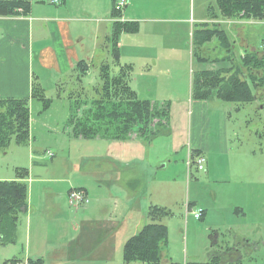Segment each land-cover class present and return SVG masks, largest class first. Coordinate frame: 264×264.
<instances>
[{
	"label": "rangeland",
	"instance_id": "374dc122",
	"mask_svg": "<svg viewBox=\"0 0 264 264\" xmlns=\"http://www.w3.org/2000/svg\"><path fill=\"white\" fill-rule=\"evenodd\" d=\"M94 3H97L99 11L107 8V0H90L88 5ZM130 3L131 6H129ZM126 5L129 9H133L137 19H142L137 20L139 34L132 37L140 47L137 54L139 56L158 55L172 60L170 63L172 69L168 73L165 69L158 72V69L154 70L145 66L144 59L137 62V65L143 64V69L135 70L139 80L138 85L132 87L129 84V86L140 100L166 103L172 99L183 101L185 98L186 100L189 72L215 73L225 82L236 67H241L242 55L257 51L262 54L264 20L246 22L235 14L224 16L223 13H219L215 0H126ZM126 8L120 12L119 19H122ZM202 22L209 23L212 28L220 26L225 31L230 44L232 43L229 53L221 48L222 41L214 36L211 41L200 45L198 50L194 49L193 54L192 31L193 28L196 29L195 24ZM195 53L209 60L195 59L192 57ZM110 62L108 60V64ZM243 78L241 74L238 76L239 81ZM77 79L78 77L72 82V89L66 88L62 90L63 93L52 92L50 89L45 92V98L50 100L45 111L42 109L41 102L33 101L30 110L32 119L40 121L41 118H45L46 124L50 122L56 124L58 132L49 133L41 127V130L32 133L33 136H30L26 145H16L11 142L5 151H0V180H18L19 175L24 172L27 179L28 177L34 179V165H31L29 160L30 148L35 152H32V162L39 163L40 166L53 165V167L61 168L65 166L66 169L72 164L73 176H65V179L68 177L70 183H73V180H85L81 170H86L83 166L89 158V152L95 149L94 152L99 153L100 150L90 147V145H96L95 143H83L73 139L68 141L63 131L72 133L73 124L69 125V120L83 119L85 115H88L87 112L95 110V106L91 103H97L100 98L96 92H92V88L100 86L99 72L95 70L84 78H80L81 83H77ZM152 81H158V84L155 85ZM60 85L63 86V82ZM82 88L84 93L80 94ZM118 90L119 88L114 90L116 95L112 97V102H103V105L109 106L117 102L120 95ZM218 90L219 93L222 91L217 87L212 92L215 93ZM236 93L235 88L228 87L227 94L231 98L237 96ZM263 93L264 91L260 90V94ZM122 95L126 96L127 93ZM261 96L243 106L225 103L215 97L209 98L211 101L219 102L221 111L226 116L225 130L228 142L226 159H219L215 163L212 158L213 163H204V170H198L192 164L189 173H186L182 163L177 162L179 157L170 158L166 160L167 162L157 161L154 164L153 160H147L153 171L149 172L144 177V182L139 184L140 192L146 188L139 198L141 213L128 223L121 222L120 233H116L109 240L112 248H117L121 253L120 240H122L121 243H125V239L136 233V227L148 223L147 208L156 203H164L165 209L170 214L160 220L167 229L166 244L162 253L163 260L169 259L178 264L190 261L203 263L208 261V251L212 246L215 251L224 252L230 247L229 245L238 243L243 260L255 259L254 264H263L260 259L261 254L253 249L255 244L260 243V239L264 241V95ZM66 97H70L68 99L73 101L70 103ZM77 97L79 101L75 100ZM164 97L165 100L162 101ZM84 102H86L85 105ZM124 102L125 100H122L121 103L124 104ZM208 106L211 107V105ZM217 108L216 106V111ZM183 121L184 116L180 112L179 119L169 124V128H179ZM179 138L178 136L177 140ZM139 144L141 145L137 154L142 156L145 153L146 158L149 159L153 154L154 158L162 157L166 147L164 143H158V141L150 149L148 143L140 142ZM96 163L97 166L108 165L100 161ZM208 168L211 170L206 172ZM27 186L28 189L31 186L34 191L32 199L40 196L34 183L28 182ZM89 203L92 206L91 198ZM188 205L191 206L189 210H187ZM65 206L72 211L67 206V202ZM106 207V214L111 216L112 220L117 218L118 212L114 200H110ZM234 207L242 209L243 213L238 211L239 214H237ZM194 213L200 215L199 220L193 217ZM21 222L24 221L21 220ZM107 225L111 226V224ZM20 230L23 237V226ZM244 240L252 245L246 255L244 253L248 247L244 244ZM21 244L23 243L20 240L14 244H0V264H11L16 259H22L24 250ZM111 256H114L112 252ZM117 262L123 264L121 259ZM236 264L248 263L241 261Z\"/></svg>",
	"mask_w": 264,
	"mask_h": 264
},
{
	"label": "crops",
	"instance_id": "0c3cea01",
	"mask_svg": "<svg viewBox=\"0 0 264 264\" xmlns=\"http://www.w3.org/2000/svg\"><path fill=\"white\" fill-rule=\"evenodd\" d=\"M28 1L30 8L26 15L0 17L1 99L29 98L34 82L41 86L44 93L49 89L52 92L62 93V90L66 88L70 90L72 82L78 77L76 66L79 62L86 65V69L81 65L86 73L78 77L77 83H81L80 78H84L91 72L95 70L99 72L101 63H108L110 60L112 65L110 37L112 23L118 21V19L113 20L111 16L112 0H107V8H104V11L97 9V3L88 5L90 0H63L57 6L49 5L45 0ZM129 6L125 7L126 10L119 21L139 24L137 20L142 19H137L135 12L132 8L129 9ZM139 32L140 28L132 34H120L117 44L118 59L112 67L114 76L119 67L130 68L129 77L132 79L129 84L132 87L138 85L139 80L135 70L143 69V64L137 65L141 59L146 61L145 66L154 70L158 69V72L165 69L168 73L172 69L170 64L172 60L169 58L137 54L140 47L132 37L138 35ZM192 75L193 71L189 72L187 99L184 98L183 101L172 99L169 102V124L178 120L179 113L182 112L184 121L181 126L170 129L168 136L157 137L148 143L149 149L156 141L164 143L166 147L162 157L154 158L153 154L149 159L146 158L145 153L139 156L137 154L139 145H141L139 143H146L140 139L108 141L94 138L86 140L74 137L72 133L64 130L63 135H66L68 141L73 139L83 143H95L96 145H90V147L100 150L99 153H95V149L90 150L89 158L83 166L86 170H81L85 180H73V183H70L68 177L65 179V176H73L72 164L67 169L65 166L62 168L53 167V165L40 166L39 163L32 162V152H35L30 148L29 160L31 165H34L33 173L34 170L35 173L34 179L28 177L26 183H34L40 196L32 199L34 191L30 186L27 209L18 218L15 241L11 243L14 244L20 240L23 243L21 246H23L24 256L22 259L12 261L11 264H112L113 262L118 264L119 259L123 262L124 243L120 240V245L122 244L120 253V250L111 247L109 240L116 233H120L121 222L128 223L138 213H141L139 198L146 188L140 192L139 184L144 182V177L149 172L153 171L147 160H153L154 164L157 161L179 157L177 162L182 163L186 168V173H189L190 152L192 151L203 155L207 164L208 162L213 163L212 158L217 163L219 159L228 157L225 113L221 111V105L215 100L195 101L191 98ZM62 82L63 86L60 85ZM152 83L157 85L158 81H152ZM97 89L99 86L92 88V92H96ZM79 93H84V88ZM68 98L66 97L67 101ZM75 100L79 101V98ZM161 100H165V97ZM33 101L35 100H30V110ZM72 101L69 100L70 103ZM67 107L69 109L70 104ZM44 119L33 120L30 116L29 140L32 133L41 130V127L49 133L58 132L55 123L46 124ZM175 134L180 137L179 140ZM98 161L108 165L97 166ZM91 163L93 164L90 166ZM210 170L211 168H208L206 172ZM73 188L83 190L87 197L91 198L92 206L88 203L89 205L75 209L67 203L72 211L68 210L65 206L67 194ZM110 200H114L118 212L114 221L106 214V204ZM152 206L166 208L164 203L151 205L147 208L146 217L148 209ZM234 208L237 214H239L238 211L243 213L242 209ZM189 209H191L190 205L187 206V210ZM22 226L23 237L20 232ZM143 226L136 227V233L131 236L136 235ZM260 240V243L255 244L253 249L261 254L260 259L264 264V241ZM244 244L248 247L244 253L246 255L252 245L246 240ZM229 246L228 248L232 249L235 244ZM111 252L114 256H111ZM240 255L242 258L239 262L254 264L256 261L248 258L243 260L242 253Z\"/></svg>",
	"mask_w": 264,
	"mask_h": 264
},
{
	"label": "trees",
	"instance_id": "16d2710c",
	"mask_svg": "<svg viewBox=\"0 0 264 264\" xmlns=\"http://www.w3.org/2000/svg\"><path fill=\"white\" fill-rule=\"evenodd\" d=\"M115 1L112 0L111 16L117 20L120 13L114 9ZM215 1L219 13H223L224 16L235 14V16H239L241 20L246 22H261L264 20V0ZM29 8L30 3L28 0H0V17L23 16L29 12ZM137 29L136 23H124L119 20L112 23L110 37L112 42V65L104 62L99 66L100 86L96 90V94L100 99L97 103H91L95 106V110L87 112L88 115H85L83 119L81 118L82 120H79V118L75 121L69 120L68 124H73L72 135L74 137L86 140L101 138L108 141L136 138L150 143L157 137L169 135L170 104L138 99L129 86L131 80L129 77L130 68L121 66L116 76L113 75L112 67L118 59L117 44L120 34H132L137 32ZM214 36L222 41L221 48L230 52L232 43L230 44L225 31L220 26L219 28H212L209 23H201L196 25V29L193 28L192 31L193 54L194 49L198 50L200 45L211 41ZM263 42L262 54L257 51L242 55L240 59L241 67H236L228 80L226 79L227 82H223L215 73H193L191 98L195 101H211L209 98L215 97L225 103L241 104L243 106L264 95V93L260 94V90L264 91ZM198 54L195 53L192 57L201 61L209 60L198 56ZM81 65L86 69V65L79 62L76 66L78 77L86 73ZM240 74L244 78L239 81L238 76ZM231 86L237 90V96L234 98L227 94L228 87ZM217 87L222 89L221 94L219 90L215 93L212 92ZM118 88L119 100L109 106L103 105V102H112V97L114 98V95H116L114 90ZM123 93H127L128 98L127 95L123 96ZM31 99L41 102L43 111L49 106L50 100L45 98L43 89L36 82L32 85L29 98H0V151H5L11 142L16 145H26L29 142ZM122 100H125L124 104L121 103ZM198 155L201 154H197L195 151L190 152V166L195 165V159ZM26 180L25 172L19 175L18 180H0V244L2 245L15 241L18 218L26 212L28 198ZM169 214L170 212L166 209L156 206L148 209V223L123 244V264H178L169 259H162L167 239V229L160 220ZM238 245V243H235L234 248H227L224 252L215 251L212 246L208 251V261L203 263L190 261L184 264H236L242 258Z\"/></svg>",
	"mask_w": 264,
	"mask_h": 264
},
{
	"label": "built area",
	"instance_id": "2783aa9c",
	"mask_svg": "<svg viewBox=\"0 0 264 264\" xmlns=\"http://www.w3.org/2000/svg\"><path fill=\"white\" fill-rule=\"evenodd\" d=\"M45 2L49 5L57 6V5H60L63 2V0H45ZM126 6H127L126 0H116L114 4V9L115 11H118L120 13L124 10ZM118 20H121V19H118ZM205 162L206 161H205L204 156L198 155L195 159V167L198 170H204ZM67 203L70 207L78 209L81 206L87 205L89 203V198L82 190L70 189L67 194ZM193 217L197 220L200 219V215L198 213H194Z\"/></svg>",
	"mask_w": 264,
	"mask_h": 264
}]
</instances>
